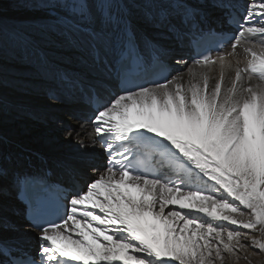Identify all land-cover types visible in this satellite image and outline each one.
Listing matches in <instances>:
<instances>
[{
    "label": "snow or ice",
    "instance_id": "obj_1",
    "mask_svg": "<svg viewBox=\"0 0 264 264\" xmlns=\"http://www.w3.org/2000/svg\"><path fill=\"white\" fill-rule=\"evenodd\" d=\"M15 2L34 15L6 31L0 12V117L7 46L43 60L45 46L62 38L101 75L126 80L147 70L142 42L167 71L166 50L143 39L133 5L179 3L182 20L199 25L224 0ZM144 20L174 27L167 8L158 16L148 10ZM176 64L184 70L125 88L95 110L93 136L107 163L67 197L59 222H32L37 257L13 256L3 238L16 230L5 201L28 178L10 181L0 163V256L7 249L8 264H225L248 246L264 252V0H248L228 48Z\"/></svg>",
    "mask_w": 264,
    "mask_h": 264
},
{
    "label": "bare ground",
    "instance_id": "obj_2",
    "mask_svg": "<svg viewBox=\"0 0 264 264\" xmlns=\"http://www.w3.org/2000/svg\"><path fill=\"white\" fill-rule=\"evenodd\" d=\"M21 6H23L21 16L3 18L6 31L34 15L28 6L22 4ZM133 8L136 10L143 39L150 38L157 41L166 50L163 57L178 71H183L184 68L177 65L176 60L182 58L189 63L191 61L186 57V43L177 39L174 32V29L183 28L181 22L171 17L178 27L170 30L166 26H161L160 23L153 25L144 20V14L148 10L158 16L162 9L167 8L170 15L174 16L176 11L174 6L135 4ZM208 9H210L208 10L209 18L215 14H219L218 19L223 17V9L216 6H209ZM4 54V61L6 60L3 62L4 103L2 117H0V134L4 139L1 149L6 147V144L10 147L14 145L19 149L17 154L9 150L10 148L3 150V153H8L10 157V160L6 159L3 165L8 171L9 180L11 181L15 173H21L25 168L34 169L42 165L36 154L40 149L48 154L45 155L49 158V166L52 165L56 172L64 177L70 174L76 175L85 188L86 182L94 175L93 170L104 168L105 152L97 138L93 136L92 120L89 119L88 113L90 107L85 96V94L90 95V91L81 90L78 86L72 88L69 85L74 84L73 81H79L83 87L112 85L110 73L103 75L98 73L82 48L62 38H56L51 44L45 46L43 60L38 59L34 54L20 53L12 46L7 47ZM18 56L23 57L22 62L18 61ZM241 60L243 61V56ZM62 75L69 76L71 82L68 85L65 81L57 80L58 76ZM14 157L18 162L12 160ZM87 164H96V166L89 171L85 169ZM10 194L15 196V200L5 205L6 208L21 210L23 207L16 199V190L12 189ZM22 214L21 212L15 216L17 221ZM36 233L30 226H25V228L17 227L10 234H3V237L19 238L22 239V243L27 244V241H32L34 237L37 239ZM255 235L258 239L260 238L258 232ZM261 253L262 258L258 264H264V252L261 251ZM226 261L228 264H235L234 260L228 256Z\"/></svg>",
    "mask_w": 264,
    "mask_h": 264
},
{
    "label": "rangeland",
    "instance_id": "obj_3",
    "mask_svg": "<svg viewBox=\"0 0 264 264\" xmlns=\"http://www.w3.org/2000/svg\"><path fill=\"white\" fill-rule=\"evenodd\" d=\"M165 5L166 6L168 5V6H174L175 7L174 3H169V4H165ZM22 9H23V6H21V4H19V3H16L15 0H13V1L12 0H0V12H2L3 18L19 17L23 13ZM208 10H210V9H208ZM11 15H13V16H11ZM218 16H219V14L218 15L217 14L214 15V17H216V19H218ZM7 47H11V46H7ZM7 47L5 48V52L7 50ZM17 59H18L19 62L23 61V57L22 56H18ZM5 61H3V62H5ZM8 62H6V63H8ZM5 146L6 147H4L2 149H1V146H0V163H2L3 165L5 164V161H6L5 153H3V152L6 149L10 148L9 150H12L13 153L15 151L14 154H17L19 152V149L17 147H15L14 145H11V147H10V145L8 146V144H6ZM19 155H21V154L19 153ZM16 157H14L12 160H15L16 162H18V160H16ZM93 166L94 165L87 164L85 166V169L87 168L89 171H91L94 168ZM88 170H87V172H88ZM90 174H92V173H90ZM13 200H15V196H13V194H9V196L7 197V199L5 201V205H7L10 202H13ZM5 212L11 218V220L14 222V224L16 225V228L17 227H19V228L20 227H24L25 228V226H28L23 215L20 217L19 221H17L15 216L17 214H19V213H17L15 209H8L5 206ZM242 231L246 233L248 230H242ZM10 233H11V231L5 232L4 234L8 235ZM253 235H255V233ZM36 236H37V234H36ZM249 239H250V236L242 235L241 242L244 243V244H247ZM237 256H238V259L234 260L235 264H258L260 259L262 258V253L258 249L254 248L252 246H248V247H246L244 249H241L237 253ZM225 262H226L225 264H228L226 259H225Z\"/></svg>",
    "mask_w": 264,
    "mask_h": 264
},
{
    "label": "water",
    "instance_id": "obj_4",
    "mask_svg": "<svg viewBox=\"0 0 264 264\" xmlns=\"http://www.w3.org/2000/svg\"><path fill=\"white\" fill-rule=\"evenodd\" d=\"M24 145V144H23ZM25 146H27V145H25ZM27 147H30V146H27ZM31 148V147H30ZM34 148V147H33ZM38 153H41V154H47V153H45L43 150H38L37 151ZM48 155V154H47ZM5 240H7L9 243H14V240H18L19 238H16V239H12V238H5V237H3Z\"/></svg>",
    "mask_w": 264,
    "mask_h": 264
}]
</instances>
